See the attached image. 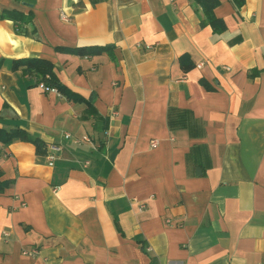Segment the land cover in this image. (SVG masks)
<instances>
[{
	"label": "crops",
	"instance_id": "crops-1",
	"mask_svg": "<svg viewBox=\"0 0 264 264\" xmlns=\"http://www.w3.org/2000/svg\"><path fill=\"white\" fill-rule=\"evenodd\" d=\"M212 19L196 0H0V128L44 145L0 142V264H264V0Z\"/></svg>",
	"mask_w": 264,
	"mask_h": 264
},
{
	"label": "trees",
	"instance_id": "trees-1",
	"mask_svg": "<svg viewBox=\"0 0 264 264\" xmlns=\"http://www.w3.org/2000/svg\"><path fill=\"white\" fill-rule=\"evenodd\" d=\"M204 9V12L208 16V20L212 22V8L218 4V0H196ZM4 16L12 18L14 21L17 20H25L29 17L22 16L15 12H7ZM181 64L184 68H189L184 62L181 60ZM23 66L27 72L36 76L37 82L42 81L46 86L53 87L61 96L65 98L71 99L73 94L63 87L58 82H55V79L52 77V64L50 61L43 59V58H26V59H18L13 61V67H21ZM14 139L26 140L31 141L35 144L36 149L38 152H41L43 149V143L39 140H31L25 131L16 128L5 130L0 128V142L2 144H9ZM2 187H0L1 190Z\"/></svg>",
	"mask_w": 264,
	"mask_h": 264
},
{
	"label": "built area",
	"instance_id": "built-area-1",
	"mask_svg": "<svg viewBox=\"0 0 264 264\" xmlns=\"http://www.w3.org/2000/svg\"><path fill=\"white\" fill-rule=\"evenodd\" d=\"M60 16H61V18H62L63 20H68V18L66 17V15L64 14L63 11L60 12ZM198 65H200V64H198ZM38 85H39L40 88H42V89H44V90L56 91L53 87L46 86L42 81H39V82H38ZM65 137H69V134H65ZM84 139H85V137H84ZM151 145H152V146H155V145H156V142H153ZM47 158H48V160H49V164H52V161H53V159H54V156L49 154V155L47 156ZM144 207H145L144 204H140V205H139V210L143 209ZM24 253H27V254H34L35 251H33V250H32L31 252H26V251H24Z\"/></svg>",
	"mask_w": 264,
	"mask_h": 264
}]
</instances>
